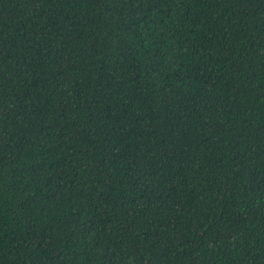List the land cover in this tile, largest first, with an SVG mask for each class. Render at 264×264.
<instances>
[{"label": "trees", "instance_id": "obj_1", "mask_svg": "<svg viewBox=\"0 0 264 264\" xmlns=\"http://www.w3.org/2000/svg\"><path fill=\"white\" fill-rule=\"evenodd\" d=\"M0 264H264V0H0Z\"/></svg>", "mask_w": 264, "mask_h": 264}]
</instances>
